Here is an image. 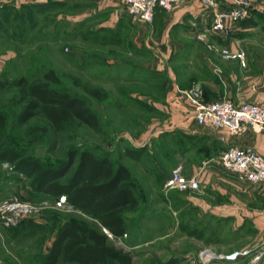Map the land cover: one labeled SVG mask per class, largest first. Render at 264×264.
<instances>
[{
    "label": "rangeland",
    "instance_id": "1",
    "mask_svg": "<svg viewBox=\"0 0 264 264\" xmlns=\"http://www.w3.org/2000/svg\"><path fill=\"white\" fill-rule=\"evenodd\" d=\"M14 1L9 0L0 7L4 8L0 12V78L21 74L39 78L53 69L61 85L79 93L86 83L109 91L104 101L92 99V106L101 119L99 131L83 125L58 134L48 132L40 141L23 145L28 148L29 156L40 159H63L72 148L88 147L97 153L108 152L115 164L125 163L132 170L139 185L141 204L137 210L126 213V234L115 238L104 229L112 246L128 253L132 264H151L154 260L164 262L172 258L179 260V264H192L203 248L228 253L255 246L264 238L249 233L251 228L233 229L225 220L198 206L194 198L199 197L197 192L201 187L198 191H181L167 189L165 183L161 185L159 173L168 177L179 167L177 163L185 164L188 154L196 155L197 151L189 152L184 140L177 145L176 141L182 138L177 128L173 129L166 122L171 116L166 105L167 74L162 71L166 60L155 58V53L145 46L141 37V32L153 21L139 22L126 14L110 28L106 25L110 21V9L95 11L99 3L93 0H55L72 7L46 13L25 9V6L38 5L41 0ZM77 1L81 3L79 8L74 7ZM9 9L13 12L7 17L5 12ZM6 17L10 22H6ZM117 31L119 44L104 42L105 36ZM76 78L80 79L79 84L75 83ZM161 86L165 87L164 92ZM12 96L13 91L0 94V110H4L10 120L15 112ZM11 127L12 121L8 130L11 135H18L17 126ZM30 127L32 124L25 128ZM144 148L147 150L141 160L126 154V150ZM199 153L204 155L202 151ZM29 184L30 179L17 172L12 164L0 162V202L18 198L38 208L16 226L0 224V264H40L41 257L51 249L58 223L63 221L60 213L95 223L70 204L71 209L41 207L42 201L54 200L33 198ZM184 223L191 229L195 227L202 236L189 235L182 228Z\"/></svg>",
    "mask_w": 264,
    "mask_h": 264
},
{
    "label": "trees",
    "instance_id": "2",
    "mask_svg": "<svg viewBox=\"0 0 264 264\" xmlns=\"http://www.w3.org/2000/svg\"><path fill=\"white\" fill-rule=\"evenodd\" d=\"M68 6L67 2L48 0L25 6V9L46 13ZM74 7H81V3L77 1ZM12 12L9 9L5 12L6 16ZM21 20L22 23L25 21L23 15ZM6 22L10 20L7 18ZM119 36L118 31L111 33L109 37L105 36L104 42L119 44ZM79 80L76 78L75 83L79 84ZM164 89L161 86V91L164 92ZM4 91H13L11 101L15 112L10 120L9 115L0 110V162L8 161L17 172L30 179L29 190L35 196L33 198L42 200L51 197L55 201L65 195L68 204L95 221L91 223L84 217L72 214L64 217L60 213L63 221L58 223L51 249L41 257L40 264H132L131 256L112 246L104 231L106 229L115 238L123 236L128 232L126 213L140 207L139 185L132 170L125 163L115 164L108 152L97 153L88 147L72 148L63 159H40L29 156L28 148L24 146L40 141L48 132L58 134L83 125L99 131L101 119L92 106V99L104 101L108 99L109 91L86 83L82 87L83 92L79 93L61 85L53 69L47 70L39 78L25 74L1 77L0 94ZM10 121L11 128L17 126L15 129H19L18 135L10 134ZM28 124H32V127L26 129ZM177 132L182 138L176 141L177 145L183 140L192 143L197 139L196 136ZM146 150L130 149L126 150V154L132 159L141 160ZM74 166V171L66 178ZM158 177L163 186L168 177L162 172ZM188 227L187 223L182 225L189 235L202 236L195 227L187 230ZM179 263V260L172 258L164 262L154 260L151 264Z\"/></svg>",
    "mask_w": 264,
    "mask_h": 264
},
{
    "label": "crops",
    "instance_id": "3",
    "mask_svg": "<svg viewBox=\"0 0 264 264\" xmlns=\"http://www.w3.org/2000/svg\"><path fill=\"white\" fill-rule=\"evenodd\" d=\"M93 1L99 3L95 11L110 9L106 24L110 28L129 15L121 0ZM214 1L218 6L184 0L172 11L157 8L153 23L141 37L155 58L166 60L162 71L167 74L166 105L171 110L166 122L182 134L197 137L196 145V140L188 143L189 152L197 151L196 155L188 154L185 164L177 163L184 175L199 176L201 188L194 202L229 227L251 228L249 233L260 237L264 236V182L240 181L222 167L219 156L231 146L250 147L264 155V134L249 130L237 137L200 125L185 92L199 88L206 102L227 99L235 104H264V0H255L250 17L233 26L228 37L207 34L201 38L214 11L228 6L226 0ZM224 48L243 52L244 63L240 58L224 57Z\"/></svg>",
    "mask_w": 264,
    "mask_h": 264
},
{
    "label": "built area",
    "instance_id": "4",
    "mask_svg": "<svg viewBox=\"0 0 264 264\" xmlns=\"http://www.w3.org/2000/svg\"><path fill=\"white\" fill-rule=\"evenodd\" d=\"M8 1L0 0V7ZM183 1L122 0L131 17L145 23L153 21L157 8L172 11ZM204 1L218 6L214 0ZM226 2L228 6L214 11L213 20L202 30L201 38L207 34L228 37L233 26L250 17L255 0H226ZM222 54L226 58H240L244 63L243 52L233 53L224 48ZM185 93L195 107L194 117L200 125L237 137L249 130L264 134V104L259 102L235 104L227 99L206 102L199 88H191ZM219 162L226 171L235 174L240 181L264 182V155L250 147L231 146L222 152ZM164 186L167 189L194 191L200 188V180L198 174L189 177L182 173L181 167H177L166 179ZM40 206L71 209L65 195L53 202L44 200ZM37 210V205L33 203L18 198H6L0 202V224L5 227L16 226ZM108 234L111 236L110 233ZM263 261L264 238L255 246L235 249L228 253L217 252L209 247L203 248L192 264H261Z\"/></svg>",
    "mask_w": 264,
    "mask_h": 264
}]
</instances>
